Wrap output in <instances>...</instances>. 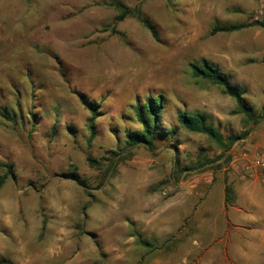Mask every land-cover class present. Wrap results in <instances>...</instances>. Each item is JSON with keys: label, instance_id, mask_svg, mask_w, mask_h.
<instances>
[{"label": "rangeland", "instance_id": "374dc122", "mask_svg": "<svg viewBox=\"0 0 264 264\" xmlns=\"http://www.w3.org/2000/svg\"><path fill=\"white\" fill-rule=\"evenodd\" d=\"M115 4L132 14L118 20ZM261 6L264 0H0V263L23 264L19 236L35 235V212L45 215L60 193L57 202L65 196L76 207L67 215L78 216L79 231L99 251L117 245L124 214L127 227L134 217L149 227L143 251L160 252L165 264H233L224 242L228 258L243 239L260 244V227L221 234L217 191L201 194L220 182L222 169L264 155ZM215 26L243 27L210 35ZM202 62L242 91L252 120L222 87L193 76L190 64ZM73 92L99 106L91 140V114ZM150 96L163 98L153 148L130 147L127 133L142 130L135 108ZM182 112L204 115L222 138L240 140L224 150L185 130ZM253 203L262 202L237 201L249 217ZM11 225L21 233L11 237ZM50 240L45 231L40 244Z\"/></svg>", "mask_w": 264, "mask_h": 264}, {"label": "crops", "instance_id": "0c3cea01", "mask_svg": "<svg viewBox=\"0 0 264 264\" xmlns=\"http://www.w3.org/2000/svg\"><path fill=\"white\" fill-rule=\"evenodd\" d=\"M260 151L258 148L254 149L255 153ZM244 165L245 163L238 162L232 164L231 170L222 169L221 174H219L221 177L220 182L213 186L211 190L207 188L209 190L201 195L205 198L209 197L214 190L217 191V202L220 203L219 222L221 226V229L218 230L221 234L242 228L239 224H244L253 232L256 227L261 228V246L254 242H245V239H243L244 241L241 240L240 243L233 246L236 250L233 255L234 258H228L226 254L227 243L224 242L223 238L219 239L220 243L224 242L221 249L224 250L222 254H224V258L228 263L234 264L235 260L239 261V259L244 258L246 262L255 260L254 264H264V258L261 261L259 260V263L256 260L260 253L264 255V173L257 172L253 177L247 178L245 177ZM226 188L230 190L228 202L226 201ZM60 196L61 193L52 196L57 197V199L49 200L50 203L48 202L45 209V215L44 211L38 210L35 212V217L38 219V228L35 230V235L24 233L23 237L19 236L22 238L19 244L25 252L23 264H165L159 257L160 252L153 255L143 251L142 247L144 245L150 247V244L143 240L144 235L148 237L152 234L149 227L146 226V228L141 229L140 225H137L138 219L136 217L130 220L135 226L133 228L127 227L125 214L121 218V221H123L122 230L117 232L115 242L117 245L113 244L114 246H111L110 242H107L103 250L99 251L98 249L101 246H96L97 243L91 238V234L86 230L79 231L78 216L76 214L74 216L67 215L68 211L71 212L72 208L76 207H71L72 205L68 207L67 203L64 204L66 201L65 196L61 203L57 202L60 201L58 200ZM238 200L245 202L246 206L249 202L252 204V201L255 202V200L262 203L260 205L253 203L251 217H249L246 211L238 207ZM228 209L234 211V219L229 217ZM39 212H43L42 215ZM134 215L138 216L136 213ZM201 216H206V213ZM180 219L184 221L185 217L183 216ZM120 227L121 225H118V229ZM7 228L9 229L6 232L11 237L21 233L19 228L14 225ZM45 231L51 234V240L50 243L41 245L40 240H42ZM168 232L167 227L166 233Z\"/></svg>", "mask_w": 264, "mask_h": 264}, {"label": "trees", "instance_id": "16d2710c", "mask_svg": "<svg viewBox=\"0 0 264 264\" xmlns=\"http://www.w3.org/2000/svg\"><path fill=\"white\" fill-rule=\"evenodd\" d=\"M170 1V0H167ZM117 11L120 12L118 20H123L126 16L131 15L132 11L124 8L120 4H115L114 6ZM139 21L143 26L151 32V34L156 37V32L154 28L140 16H137ZM262 27L264 25L261 24ZM243 26H229V27H220L215 26L210 31V35H215L216 33H231L241 29ZM193 76L196 78L204 79L213 84H216L223 88V91L226 95L235 100L238 111L247 116L249 120H252L254 117V112H252L250 106H248L244 101V96L242 91L239 88L231 86L227 79L218 72L211 64L202 62L199 65L190 64ZM79 100V102L90 112L91 116L88 119V131L90 132V140L94 134V121L97 118L98 105L91 104L84 96L78 92H73ZM162 96L152 97L150 96L146 99L142 105L136 106L135 115L137 122L141 126L142 130L140 133H127L126 140L130 147H135L139 145H144L148 148H153L154 142L156 140V131L158 128V117L160 114V108L162 105ZM179 124L187 131L191 133H199L207 136L211 141L215 142L220 148L228 150L236 141L240 140L238 136H229L224 139L205 119L204 115L201 114H188L182 112L178 115ZM87 161L92 163L91 158H87ZM73 176V180L76 179ZM230 190L226 188V201L228 202V194Z\"/></svg>", "mask_w": 264, "mask_h": 264}, {"label": "built area", "instance_id": "2783aa9c", "mask_svg": "<svg viewBox=\"0 0 264 264\" xmlns=\"http://www.w3.org/2000/svg\"><path fill=\"white\" fill-rule=\"evenodd\" d=\"M259 18L264 19V6H261L260 10L257 12L255 20ZM244 170L246 172L245 177L247 178L253 177L257 172L264 173V155H258L250 161H247L244 165Z\"/></svg>", "mask_w": 264, "mask_h": 264}]
</instances>
